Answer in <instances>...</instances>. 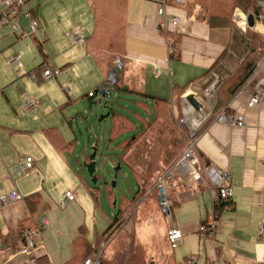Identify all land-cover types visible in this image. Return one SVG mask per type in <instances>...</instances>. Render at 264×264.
Returning <instances> with one entry per match:
<instances>
[{
	"label": "crops",
	"instance_id": "obj_1",
	"mask_svg": "<svg viewBox=\"0 0 264 264\" xmlns=\"http://www.w3.org/2000/svg\"><path fill=\"white\" fill-rule=\"evenodd\" d=\"M24 1L21 12L14 17L21 25L16 31L1 22L6 3L0 0V94L12 106L7 87L11 85L14 90L16 85L18 107H23L29 97L38 102L22 118L13 106V118L0 114V196L12 190L24 196L22 201L0 209V264H82L88 256L83 258L86 244L94 253L98 243L91 245L87 240L85 215H81L80 210L82 206L92 208L94 204L96 210L103 212V198L111 206L116 204V193L108 189L96 191L95 198L79 161H75L80 168L76 171L83 178L92 201L86 200L85 193L78 187L76 193L68 187L64 193L76 194L67 203L70 213L57 216L53 213V195L58 194L54 187L63 182V176L54 173L53 168L63 169L75 160L71 156L74 138L64 132L69 127L73 130L74 126L66 107L97 89L110 70L99 65L86 41L75 45L70 37L76 28L85 37L92 32L94 0ZM126 3L121 95L145 96L149 110L153 101L146 95L168 100L173 120L179 122L187 118L189 125L196 128V148L203 167L215 166L228 171L232 177L230 207L226 208L223 203L212 202L206 181L194 179L188 161L174 164L168 182L174 204L172 220L162 227L166 243H169L167 231L172 227L180 229L183 236L174 248L176 252L162 256L164 263L186 264L191 255H196L195 264H210L216 258L225 264H264V229L261 230V224L264 225V54L254 72L248 75L245 58L249 52L241 42L248 31L254 33L256 39L264 38V19L235 8L231 18L234 26L220 27L206 20V12L199 5H195L190 16L183 7L169 4L166 14L177 16L180 23L175 31H163L158 26L155 2L127 0ZM28 10L37 22V30L33 29L31 19L23 15ZM68 13L72 21L66 19ZM250 14L255 20L252 27L248 23ZM54 15L66 16L59 31H50L49 18ZM22 31L28 33L32 43L27 41L29 39L23 41ZM170 32L174 33L172 38L176 45L172 44ZM32 44L41 53L40 63L34 60L36 53ZM173 49L175 52L171 54ZM262 50L259 44L255 54ZM25 53L31 56L26 57ZM16 54L20 62L13 69L7 63ZM46 68L52 70L53 79L43 78L42 71ZM155 68H159L158 73ZM34 70L39 71L37 79L30 76ZM259 84L263 86V94L259 104L251 107L249 97ZM48 101L52 102L53 109H48ZM125 103L129 104L130 99ZM223 108L237 113L244 126L215 122L213 116ZM153 113L144 111L145 120ZM55 115L61 118L53 119ZM107 120L109 129L111 121L109 117ZM127 124L132 126L130 121ZM184 126L189 132L188 126ZM26 136L31 139H24ZM91 143L95 141L87 142V146ZM78 155L76 152L75 156ZM27 157H33L35 163L25 175H18L17 163ZM79 157L80 162L85 161L81 155ZM57 177L60 178L55 182ZM47 183L52 186L53 194ZM135 189H131L132 194ZM65 198L64 194L60 202ZM213 204L217 231L211 237L200 232L199 226L208 219ZM142 205L138 209L142 217L158 215L161 211L156 199L150 207L146 203ZM47 212L49 228L43 229L36 238V248L22 252L24 244L18 249L8 247L9 234L19 229H35ZM155 219L162 221L160 216ZM82 233L84 240H81ZM158 234L161 241L162 235Z\"/></svg>",
	"mask_w": 264,
	"mask_h": 264
},
{
	"label": "trees",
	"instance_id": "obj_2",
	"mask_svg": "<svg viewBox=\"0 0 264 264\" xmlns=\"http://www.w3.org/2000/svg\"><path fill=\"white\" fill-rule=\"evenodd\" d=\"M126 1L127 0H95L93 7V29L89 36L86 37V43H88L91 50L90 52L95 60L102 67H106L108 71L114 66V58L116 56H119L121 59L123 58ZM105 5L109 10L111 8L113 11L112 16L108 18L110 24L107 26L104 13ZM195 5H199L200 8L206 12L205 17L210 24L220 27L234 26L231 18L235 8H240L245 13H253L257 17H260L264 12L261 5L258 4V0H187L183 8L191 16L192 9ZM106 16L108 17V15ZM170 33L172 44L176 45L175 38H172L174 33ZM241 42H244L243 46L245 51L249 52L245 58V65L249 75L251 72H254L257 62L264 54V38L256 39L254 38V33L248 31L245 36H242ZM259 44L262 45L263 52L255 54ZM38 72L39 71H37V73ZM122 87V70H119V79L111 92V96L102 100L104 106L110 111L109 119L111 123L110 128L104 131L102 137H97L99 143L98 156L100 161L104 163H106V158H108L110 165L113 167L120 164L121 168L118 170L119 173L123 165H125L133 174L136 189L129 197L123 196L125 193L122 194L124 198L122 197L123 199H120L118 215L104 235L106 236V240L116 233V228L113 229V227L120 217L122 215L125 216V214L133 208L136 203L137 195L142 187V183H146L144 186H147V182L150 181L151 178L147 174L148 171L144 170V168H146L145 165H147V168H150L151 164H156L159 167L161 172L156 178L158 179L178 161L181 156L180 151L185 149L189 139V132L184 126L185 124L181 123V120L179 122L174 121L171 117L168 100L146 95L153 101V105L149 110L145 96L137 98V96L132 93L130 96L125 94L124 97L121 95L120 91ZM128 99H130V103L126 104L125 102ZM144 111L154 112L149 116L148 121L145 120ZM129 121L132 123V126L127 124ZM75 141L74 139L71 156L83 166L82 162H80L79 155H81L86 162H89L90 147L87 145L82 146L78 150L79 155L75 156L77 152ZM142 143H145V145H142ZM181 147H183L182 150ZM157 154H160L159 156H161L162 159L158 161L155 160ZM131 156H133L135 162ZM139 165L145 171L142 174ZM150 173H152V171H150ZM96 175L99 183L96 185L89 184V188H91L95 198L96 191L108 189L114 192V189L109 186L106 177L100 174L99 171L96 172ZM126 198L127 201L123 202ZM31 230L32 229H19L9 234L7 237L8 247L18 249L26 242V232ZM81 236V240H84L85 237L83 233ZM116 244V242H114L113 245H111V243L107 244L108 253L106 252L107 249L103 250V264H105V256H112V250ZM90 252V246L86 244L83 258ZM113 264L120 263L118 260H115Z\"/></svg>",
	"mask_w": 264,
	"mask_h": 264
},
{
	"label": "rangeland",
	"instance_id": "obj_3",
	"mask_svg": "<svg viewBox=\"0 0 264 264\" xmlns=\"http://www.w3.org/2000/svg\"><path fill=\"white\" fill-rule=\"evenodd\" d=\"M94 4H95V0L93 1V7H94ZM104 11H105L104 12L105 13V23L107 26L108 24H110V20H108V18L112 16L113 11L111 8L109 10V8H107L106 5L104 6ZM106 15H108V17ZM65 17L66 16H61L60 18L58 17V15H54L50 17L49 18L50 31H59V28H61L60 24L64 23ZM66 19L72 21L73 18L70 16V13H68ZM88 19H90V14H88ZM23 33H24L22 34L23 39H24L23 41H26L25 39H29L27 41L32 43L31 38L28 36V33H25V31ZM34 48H35L34 54L36 53V58L34 60L35 62L40 63L42 62L41 53L39 52V50H37L35 46ZM25 56L29 57L31 56V53H28V54L25 53ZM116 57H119V56H116ZM90 61L93 64L92 60ZM53 78L54 77H52V79ZM50 79H47V80H50ZM11 87H12L11 85L7 87L8 92L6 94L9 96L12 102V106L14 108L16 107V112H18V115L21 118L25 117L33 109H30V111H27L26 112L27 114L23 113L22 107L17 106L15 93L18 94V90L16 89V85H14V90H11ZM98 99H99L98 96H95L92 99H89L88 96H83L74 102L72 101V103H70V106L66 107V110H68L67 116H69L70 119L73 120L74 126H73V130L69 127L68 129H65L64 132L68 137L76 138L77 152H78V149H80L84 143L88 141L91 142L93 140L96 141L97 136L102 137L105 131V128L108 129L109 127V121L107 119L100 123L98 122V118L100 117V113H101V109L98 104ZM0 106H1L0 114L5 113L13 118V116L15 115L14 109L12 108V106H10L7 103V100L3 96V94H0ZM48 109H53V104L51 101H48ZM55 117L61 118L60 115H55L53 116V119ZM24 139L30 140L31 137L26 136L24 137ZM92 145L93 144L91 143L90 147ZM142 145H145V143H142ZM182 148L183 147H181V150ZM182 152L183 150L180 151L181 154ZM56 155L58 154L56 153ZM159 155L160 154L156 155L155 160L158 161L162 159L161 156ZM131 157L133 161L135 162V159L133 158V156ZM33 161L35 163L34 158H33ZM75 161L76 160L74 161L71 160V164L69 166L66 164V167H64L63 169L53 168L54 173H58V174L60 173L63 176V182L62 183L59 182L60 185H57L56 187H54V189L58 190V194L56 196L53 195L55 202L52 201V203H54L53 213L57 216H65L70 213L69 206H66L64 208L60 206L61 197L65 194L64 193L65 189L68 187H70L74 193L77 192L76 187H78L83 193H85L86 200L90 202L92 201L90 193L84 187L85 184L83 183V180H82L83 178L81 179L76 169H80L79 166L82 168V173H84L85 178L90 185H94L92 183V178L89 176L86 168L84 166H81L80 164L78 166V163H76ZM97 161H98L97 171H99L100 174L106 177V180L109 183V186L112 189H114L116 193V200H114L116 201V204H113L112 206H110L109 204L105 202L103 198L102 200L103 206H104L103 212L100 210H96L94 204L92 208H88L87 206H82L83 208L81 207L82 209L80 210V214L83 216L85 215V217L83 218H85L84 222L86 224L85 226L88 231L87 240L89 241L91 245L98 243L97 249L101 247L102 250L107 249L108 243L109 244L111 243V245H113L114 242L117 243L116 245H114V248L112 250L113 251L112 256L111 257L105 256V260H104L105 264H113L115 260H118L120 264H165L164 263L165 261L162 259V256H165V254H167L166 252L171 254L173 252H176L177 250V249L172 248L169 243L165 242L166 241L165 233H164L165 230L163 231V227H162L166 225L167 223H169L172 220V217L171 216L165 217V215L161 211L158 213V215L153 213L152 216L142 217L141 212L140 211L138 212V209H140L141 205L144 203H146L148 207H150L152 200L154 199H156L159 203V196H158V193L155 191L154 185L156 184L158 180L156 178L160 174L161 170H159V167L156 164L155 165L151 164L150 168H147V165H145L147 169L144 168V170L148 171L147 174L151 178L150 181L147 182V186H144L146 183L145 184L142 183V187H145V188L141 187L137 195L136 203L134 204L133 208L127 214H125V216L122 215L123 217L122 216H121L122 218L120 217V219H123V220L119 219L113 227V229L116 228V233L106 240V236L104 235L108 231V228L114 222V220L116 219L118 215L120 199L123 196H127V197L131 196V193H132L131 189H135V181H134L133 174L131 173V171L125 165H123L121 172L120 173L118 172V176L116 178V185L112 186V181L115 178L113 176V166L110 165L109 159L106 158V163H104L100 161L99 156H98ZM139 169L142 171L141 174L145 172L141 166ZM150 171H152V173H150ZM27 172H29V169L27 170ZM27 172L23 174L25 175ZM59 178L60 177H57L56 180L54 181L57 182ZM47 188L50 190L51 194H53L52 186L49 187L48 183H47ZM62 190H63V193H61ZM123 193L125 194L122 196ZM42 216H46L49 219L48 212L44 213ZM156 216H160L162 221H157V219H155ZM156 224H159V226L156 227ZM47 228L49 227L47 226L45 229ZM57 228L60 229L59 227ZM158 233H161L162 235L161 241L158 238L159 237ZM166 244H168L169 246H167ZM106 252L108 253V249L106 250ZM161 252H163V255H161ZM92 253L90 252L88 255Z\"/></svg>",
	"mask_w": 264,
	"mask_h": 264
},
{
	"label": "built area",
	"instance_id": "obj_4",
	"mask_svg": "<svg viewBox=\"0 0 264 264\" xmlns=\"http://www.w3.org/2000/svg\"><path fill=\"white\" fill-rule=\"evenodd\" d=\"M157 5V13L159 17L158 26L163 31H175L180 23V19L177 16H168L166 14V8L169 4H174L176 6L183 7L187 0H151ZM6 8L1 13V22L3 24L11 25L16 31L21 29V25L19 21L15 20L14 17L18 16L21 12L23 5L25 4L24 0H5ZM259 4L261 5L264 11V0H260ZM23 15L26 18L31 19V25L33 29L37 30L38 25L35 19L31 18V11H24ZM261 18L264 19V12L260 15ZM73 43L75 45H82L86 41V37L82 34L81 30L76 28L70 35ZM175 52L174 49L171 50V54ZM20 62L19 55H13L8 60V66L10 68H15ZM123 68V60L119 57H116L114 60V66L110 69L106 80L94 91L88 93L89 97L98 96L99 99L108 98L111 96V92L119 79V70ZM155 72H159V68H155ZM30 76L32 78L37 79V71H31ZM42 76L44 79L53 77L54 74L50 68H46L42 71ZM69 91V90H68ZM263 94V86L259 84L254 93H252L249 97V106H256L259 104L261 96ZM37 100L29 97L24 103L22 110L23 113H26L30 109L37 106ZM213 120L218 123H225L231 126H244L243 119L235 112L228 110L227 108H223L218 110L213 116ZM181 123L186 124L189 129V139L187 146L183 150L179 162L188 161L191 164V174L197 181L205 180L212 202L223 203L224 207H230V195H231V182L232 177L228 171L217 168L215 166H205L200 162V155L197 152L196 148V139H197V131L196 128L192 125H189V120L181 119ZM34 164L32 157H27L25 161H21L17 163L16 169L17 174L21 175L25 173V171L31 168ZM172 167L164 172L157 180L155 184V189L158 192L159 202L161 211L165 216H170L173 211V202L170 197L169 192V179L172 177ZM1 183V178H0ZM66 198L60 203L61 207H66L68 201H72L75 198V195L72 191H67L65 193ZM24 196L18 190H12L8 194L0 196V209L5 207L8 204L15 203L18 201H22ZM48 221L46 216L40 219L39 225L31 231L26 232L25 240L26 242L21 249L22 252H30L37 246L36 238L40 235L41 231L48 226ZM264 229V225L261 224V230ZM200 232H205L213 237L217 231V221L215 216L214 204L212 205V210L208 216V219L205 222H202L199 226ZM183 233L180 229L172 227L167 231V239L172 248H176L182 241ZM102 254L103 250L101 247L94 251V253L85 257L82 261V264H103L102 262ZM197 261L196 255H191L186 264H195ZM210 264H225L221 263L217 258L212 260Z\"/></svg>",
	"mask_w": 264,
	"mask_h": 264
},
{
	"label": "water",
	"instance_id": "obj_5",
	"mask_svg": "<svg viewBox=\"0 0 264 264\" xmlns=\"http://www.w3.org/2000/svg\"><path fill=\"white\" fill-rule=\"evenodd\" d=\"M248 23L249 26H254L255 20L254 16L252 14L248 15ZM98 104L101 109L100 117L98 118V122H102L106 120L110 116V111H105L107 108L104 106L102 99L98 100ZM98 137V136H97ZM76 139V138H74ZM89 142V141H88ZM87 145V142L84 143L82 146ZM90 147V146H89ZM98 150H99V143L96 138L95 143L90 147V154H89V162L83 161L82 165L86 168L89 176L92 178V183L94 185L99 183L98 177L96 175L97 172V157H98ZM121 168L120 164H118L116 167H113V173H114V178L112 181V186L116 185V178L118 176V170Z\"/></svg>",
	"mask_w": 264,
	"mask_h": 264
}]
</instances>
